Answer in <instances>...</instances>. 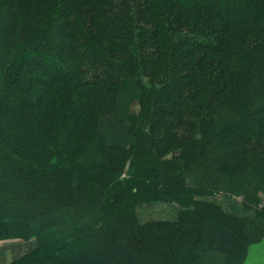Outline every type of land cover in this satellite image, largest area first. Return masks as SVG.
<instances>
[{
  "label": "trees",
  "instance_id": "1",
  "mask_svg": "<svg viewBox=\"0 0 264 264\" xmlns=\"http://www.w3.org/2000/svg\"><path fill=\"white\" fill-rule=\"evenodd\" d=\"M0 26V240L39 238L8 264H242L264 241V0H0Z\"/></svg>",
  "mask_w": 264,
  "mask_h": 264
},
{
  "label": "rangeland",
  "instance_id": "2",
  "mask_svg": "<svg viewBox=\"0 0 264 264\" xmlns=\"http://www.w3.org/2000/svg\"><path fill=\"white\" fill-rule=\"evenodd\" d=\"M10 3L11 2H9V5H10ZM19 22H20V24H19L20 28L21 29H24L25 28V27H23V23L24 22L21 21V20ZM36 24H37V22L36 23H33L34 26ZM29 25L30 24L27 23V26H29ZM33 61L36 62L35 58H34ZM10 63H11V60L9 61V64ZM14 65L15 66L13 67V69H16V71L18 72L19 69H20L19 65L16 64V63ZM31 68H37V67L36 66H32ZM16 71H15V73H16ZM5 72H7V71L5 70ZM87 77H89V76H87ZM81 79H82L81 81L84 82V79L83 78H81ZM1 82H2V79H1V76H0V83ZM73 82L75 83L76 81L73 80ZM0 102H1V99H0ZM130 107H131V110L136 113V112L140 111V107L141 106H140L138 100H135V101L131 102V106ZM117 113L121 114L120 111L117 112ZM113 115H116V111H113ZM35 129H38V130H36V132H38V131L40 132V130H41L40 129V126H35ZM45 136L48 137V136H51V134L48 132V136H47V134H45ZM59 136L60 135L57 136L56 134H52V138H50L48 140V143L53 142L54 139L57 140V142H58V137ZM159 136H160V134H159ZM69 143L70 142L68 141V143L64 145V148H63L64 154L66 153V154H69L70 155V152L72 150V147H69ZM78 143H79V139H75L72 142L73 147L76 148ZM50 157H51V159L57 158V157H58V160H61L62 159V156L59 153H57V151H55V150H53L51 152ZM4 158H6V157H4ZM15 169H20V167H15ZM117 169H119V170H117ZM120 169H123V170L121 171ZM88 174H89V176H92V177H95L97 175H100V176L104 175V177H106L108 180H113L114 183H117L119 180H122L123 179L124 180L123 181L124 182L123 185H126L125 184L126 180H131L132 178H134L132 176L133 175L132 174V171L129 170V169H127L126 167H124V168L123 167L122 168H120V167L117 168V166L116 167H112L109 164H105V169H92L91 171H89ZM146 182H149V181L147 180ZM153 185H155V184H153ZM126 189H128V188H126ZM85 191L86 190H82L81 191V194L82 195H88V192H85ZM67 194H69V193H67ZM76 196H78V195H76ZM211 197H213V199L218 200V197L217 196L211 195ZM226 198L229 200L230 195H226ZM237 199H239V198H237ZM49 200L51 202H53L56 199L50 197ZM164 200L165 199H163V201L160 200V201H158L156 203H152L151 205H145V206H143L140 209V211H139L142 220L145 221V220H148L149 218L162 219V218H167V217H173L176 214V209H175L176 206L175 205H172L171 202H168L167 200L164 201ZM73 201H75V200L73 199ZM82 201L83 200L81 199V202ZM261 205H264V196H262ZM177 206H179V205H177ZM84 207H87V206L85 205ZM179 207H182V206H179ZM86 209H88V218H86L84 220H81L78 223H81L82 225H85V224H88V223H94V225H96V226L97 225H100V221H97L96 222L97 219H95L96 218L95 215L98 213V208H95L93 206V207H89V208L87 207ZM246 211H249V212L253 213L252 211H255V210L254 209H247ZM63 212H65V209L64 208L61 211V213H63ZM61 229H62V226L60 225L59 227L55 228L54 230H50V231L55 232V233H58V231L61 230ZM123 239L124 238L122 237L120 240H123ZM11 240H14V241L20 242V243L23 242V243H26V244L29 243V242H31V241H36V242L38 241L39 242V238L36 237V236L31 237V238L30 237H27V239H24V238L19 237V235H15V236H12V237H9V238L0 240V244L6 243V241H11ZM91 240L92 241H90V242L78 243L80 245L79 250L82 249L84 246H90L88 244H93L92 242H94L96 240H99L100 241V240H103V239L100 236H98V237L96 236V237H93ZM157 246H158L157 243H153V247H157ZM71 250H72V248H71ZM30 252H28V253H30ZM195 253H197V252H195ZM25 254H27V253H25ZM25 254H23L22 256H24ZM22 256H20V257H22ZM20 257H18V258H20ZM18 258H16V259H18ZM13 260H15V259H13ZM13 260H11V261H13ZM88 260H91V259H87L86 262H88ZM161 261L164 262L163 260H161ZM9 262H7L6 264H8ZM56 264H60V263H56ZM118 264H127V263H126V261L123 262V259H122L120 263L118 262ZM155 264H157V262H155ZM188 264H193V263L189 262ZM242 264H264V241L263 240L262 241H259V242H256V243H252L249 246L248 253H247L246 258H245V260H244V262Z\"/></svg>",
  "mask_w": 264,
  "mask_h": 264
},
{
  "label": "crops",
  "instance_id": "3",
  "mask_svg": "<svg viewBox=\"0 0 264 264\" xmlns=\"http://www.w3.org/2000/svg\"><path fill=\"white\" fill-rule=\"evenodd\" d=\"M38 246V241H31L29 243H20L14 240L6 241V243L0 244V264H6L7 262L22 256L25 253L30 252Z\"/></svg>",
  "mask_w": 264,
  "mask_h": 264
}]
</instances>
